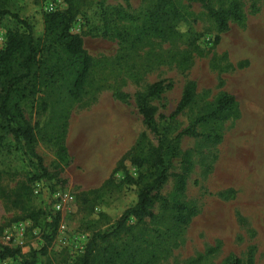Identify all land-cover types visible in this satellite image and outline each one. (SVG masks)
Listing matches in <instances>:
<instances>
[{
  "label": "rangeland",
  "instance_id": "1",
  "mask_svg": "<svg viewBox=\"0 0 264 264\" xmlns=\"http://www.w3.org/2000/svg\"><path fill=\"white\" fill-rule=\"evenodd\" d=\"M74 0L71 32L92 58L87 91L70 111L64 129L68 154L60 152L50 110L41 99L23 103L35 127V151L45 172L13 134L0 138V243L29 258L40 249L48 224L59 214L55 237L42 264H80L94 234L113 227L138 198L126 178L145 173L134 163L137 140L147 134L138 93L160 80L173 88L152 100L156 120L168 124L186 87L193 102L173 120V136L219 96H235L224 118L200 124L210 136L181 138L170 172L192 163L182 195L169 177L161 197L197 208L188 224L160 199L153 218L131 217L109 241L116 264H264V0H237L243 20L220 32L207 8L195 0ZM234 0H209L227 9ZM7 8L44 35V13L66 11L67 0H6ZM24 31L14 18L0 20V50L8 32ZM128 95L127 103L116 95ZM54 129V130H53ZM54 133V135H53ZM2 131L0 130V135ZM99 244L108 243L101 242ZM22 257L7 264H22Z\"/></svg>",
  "mask_w": 264,
  "mask_h": 264
},
{
  "label": "trees",
  "instance_id": "2",
  "mask_svg": "<svg viewBox=\"0 0 264 264\" xmlns=\"http://www.w3.org/2000/svg\"><path fill=\"white\" fill-rule=\"evenodd\" d=\"M207 8L208 14L216 23L220 32H225L230 21L241 22L243 14L237 0L231 2L227 9H215L209 5V0H195ZM70 7L66 11L44 13V35L34 36L32 25L16 13L11 12L6 0H0V20L6 16L14 18L24 27V31L11 30L8 32L5 46L0 50V130L3 138L13 134L23 143L26 152L36 161L38 167L45 172L42 157L35 151L37 140L35 127L25 117L23 103L35 98L41 99L43 110H50L51 123L55 124L56 142L60 152L68 154L65 144L64 129L69 113L74 104L82 99L87 91L88 80L92 69V58L84 48L82 38L71 32L77 8L74 0H67ZM168 3L165 0L152 14H158ZM173 88L172 82L165 80L151 84L145 92L138 93L136 99L139 112L143 117L146 128L157 140L154 145L147 134L140 137L134 147L133 159L139 168H145L137 178L128 175L129 183L138 185V198L134 205L124 210L117 223L104 232H97L88 243L85 252L79 259L80 264H116L113 262L114 253L119 250L112 245L109 238L126 226L131 217L139 221L155 216L153 207L160 199L166 209L175 211V222L180 225L188 224L198 211L196 207L187 205L180 199L161 197L159 191L169 177L174 176L178 183V194L182 195L192 163L182 160L183 171L171 173L174 159L181 154L180 140L184 136H210L198 131L200 124L224 118V114L232 110L237 101L234 95L224 93L218 97L202 114L192 120L189 125L173 136V120L184 111L194 99L196 83L191 82L179 101L175 111L170 115L168 124L160 125L156 120L157 108L152 100ZM116 97L127 103L128 95L117 94ZM53 129V130H54ZM54 135V133H53ZM59 214L54 215L48 224L49 231L43 234L44 243L40 249L32 250L29 258L22 257L21 249L11 248L0 243V258L10 259L22 257V264H42L41 255H45L55 237L59 225ZM101 242L108 243L99 244ZM234 258L227 264H241Z\"/></svg>",
  "mask_w": 264,
  "mask_h": 264
},
{
  "label": "built area",
  "instance_id": "3",
  "mask_svg": "<svg viewBox=\"0 0 264 264\" xmlns=\"http://www.w3.org/2000/svg\"><path fill=\"white\" fill-rule=\"evenodd\" d=\"M7 260H8V259H1V258H0V264H7V263H6Z\"/></svg>",
  "mask_w": 264,
  "mask_h": 264
}]
</instances>
